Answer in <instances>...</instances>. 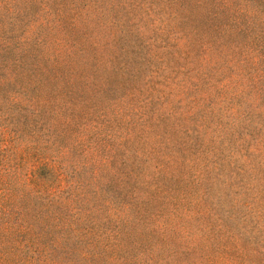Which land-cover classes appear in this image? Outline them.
Masks as SVG:
<instances>
[{
	"label": "rangeland",
	"instance_id": "rangeland-1",
	"mask_svg": "<svg viewBox=\"0 0 264 264\" xmlns=\"http://www.w3.org/2000/svg\"><path fill=\"white\" fill-rule=\"evenodd\" d=\"M0 264H264V0H0Z\"/></svg>",
	"mask_w": 264,
	"mask_h": 264
}]
</instances>
